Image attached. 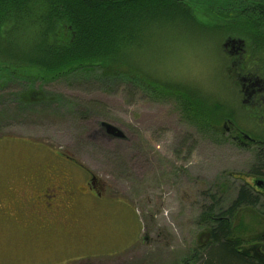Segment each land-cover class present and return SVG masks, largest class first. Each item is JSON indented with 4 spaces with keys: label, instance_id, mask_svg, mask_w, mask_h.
<instances>
[{
    "label": "rangeland",
    "instance_id": "rangeland-1",
    "mask_svg": "<svg viewBox=\"0 0 264 264\" xmlns=\"http://www.w3.org/2000/svg\"><path fill=\"white\" fill-rule=\"evenodd\" d=\"M162 23L149 31L136 63L214 92L224 108L234 109L243 132L263 134L264 117L250 116H264L263 107L243 102L235 86L228 92L221 86L233 79L218 66L224 62L219 34ZM97 75L45 80L33 71H14V63L0 55V264H182L206 237L199 218L209 193L227 208L242 184L255 189V182L264 181L251 175L258 154L264 159V146L244 145L230 123L215 135L201 131L174 99L154 101L125 85L102 84ZM30 88L42 93L37 105L13 103ZM58 154L96 177L101 196L85 189V170L61 160L80 178L74 175L72 193L60 198L77 203L67 232L52 230L47 246L12 226L2 209L11 208L7 195L22 198L27 178L47 177L41 168L52 173ZM52 175L55 180L58 172ZM261 204L242 209L235 221L246 225L241 233L251 240L248 251L264 230Z\"/></svg>",
    "mask_w": 264,
    "mask_h": 264
},
{
    "label": "trees",
    "instance_id": "trees-1",
    "mask_svg": "<svg viewBox=\"0 0 264 264\" xmlns=\"http://www.w3.org/2000/svg\"><path fill=\"white\" fill-rule=\"evenodd\" d=\"M220 6V0L212 2L210 11L215 16L200 18L196 14L205 11L201 6L189 5L187 9L177 0H34L30 4H18L22 14L10 15L9 20L13 19L14 27L1 37V56L14 63V71H33L45 80L77 74L89 77L97 72L102 84L125 85L130 90L143 92L154 101L174 99L185 118L201 131L215 135L216 131L222 130L223 124L230 123L236 127L237 140L243 141L249 136L264 146V132L259 135L243 132L237 124L234 109L224 108V102L214 92L190 82L166 79L157 69L136 63V53L143 50L149 31L162 28L159 25L162 22L165 24L163 28L191 27L205 33L217 32L220 48L225 38H242L251 56L250 61L257 60V64L229 66V58L223 54L220 61L224 62L218 66L220 70L225 68L229 72L225 78L231 76L233 79L232 85L223 81L224 91H234L235 86L244 100L243 78L259 79L264 85V33L251 34L253 25L248 23L241 25L243 32H227L222 36L219 32L226 27H222L218 16ZM188 12L194 16L190 17ZM247 86L245 84L244 88ZM38 93L42 94L30 88L15 95L12 101L21 105L32 102L37 105L40 101ZM229 104H233L232 101ZM250 116L256 118L252 112ZM258 155L251 175L264 177V159ZM208 198L210 202L203 207L199 218L206 237L182 264H264V230L253 240V247L248 251L246 246L251 240L244 241L241 233L246 225L243 220L235 223L242 209L263 206L264 192L242 184L227 208H222L217 193H209Z\"/></svg>",
    "mask_w": 264,
    "mask_h": 264
},
{
    "label": "flooded vegetation",
    "instance_id": "flooded-vegetation-1",
    "mask_svg": "<svg viewBox=\"0 0 264 264\" xmlns=\"http://www.w3.org/2000/svg\"><path fill=\"white\" fill-rule=\"evenodd\" d=\"M33 1L34 0H0V40L5 31H10L14 27L12 24L13 19L9 20L10 15L17 13L22 14L18 8V4H30ZM177 1L187 9H189V5L193 6L196 4L201 6L205 11L197 13V17L209 18L214 14L210 11L211 3L217 0ZM220 2L221 11L218 16L223 24L222 27H226L219 32L222 36L226 35L227 32H243V27L241 25L248 23L253 25L252 30H250L254 32H250L251 34L257 36L259 33H264V28H260L264 25V0H220ZM188 14L190 17L194 16V13L188 12ZM206 29L208 31L211 30L209 28ZM244 30V32L247 31L246 29ZM227 40L228 39L225 38L223 42H226ZM234 44L227 46L223 45V53L225 57L229 58V63L228 60H225V62H227L229 66H254L257 64V60L254 61L251 59L250 61L249 57L251 56L248 55L244 39L241 38L240 41L235 42ZM1 50L2 49L0 48V55H2ZM244 84H246V86L248 85L244 88L248 98L245 99V102L249 103L252 108H255L259 104L264 106L262 101L260 102V96L264 91V85L261 87L258 86L259 84L256 83L254 78H249ZM262 117L259 115L256 116L255 119L262 121ZM246 141L243 140V144L247 146L258 144L255 140L246 139ZM57 158L60 161L62 160L63 162L71 163L70 165H73L82 171L85 170L70 157L58 154ZM60 161L55 163L57 167H54L52 173L46 172V169L44 170V168H41L42 173L48 175L47 177L42 179H39L38 177L34 179L27 178L24 182L26 189L22 198L16 199L7 195L5 200L9 203L11 208L4 206L2 209L5 220L10 222L12 226L13 224L14 226L16 225V228L27 237H33L37 240L34 239L33 241L43 242L47 246L49 245L47 241L52 230L57 232L56 235H61L62 233L67 232L69 218L71 217V214L74 213L77 203L73 198L72 200L69 198L67 201H63L60 198V195H63L64 193L69 195L72 193L73 189L71 184L76 179L74 175L79 177L77 174L78 171L73 170L70 166ZM25 168L26 167H23L22 169ZM45 168L48 167L45 166ZM66 170H68L67 172L69 173H67ZM57 172V179L52 180V174H56ZM85 173L88 175V180L85 182V189L91 194V196L100 198V193L97 192L95 188L97 185L96 177H92V175L86 170ZM59 174L63 175V177H59ZM41 175L44 176L43 174ZM92 178L95 180L93 183ZM67 187H69V189H66ZM255 189L259 192H264V181L261 182L259 188L255 187ZM13 209L16 210L13 211ZM21 221H23L24 224L20 226L19 222Z\"/></svg>",
    "mask_w": 264,
    "mask_h": 264
},
{
    "label": "water",
    "instance_id": "water-1",
    "mask_svg": "<svg viewBox=\"0 0 264 264\" xmlns=\"http://www.w3.org/2000/svg\"><path fill=\"white\" fill-rule=\"evenodd\" d=\"M231 44H234V43L231 42ZM227 45H229V43H226L224 46H227ZM104 127H105L106 131H107L109 134H113V135H115V137H119V138L122 137L121 133H120L117 129H115V128L109 126V125H105ZM94 181H95L94 178H92V183H93ZM258 185L260 186V183H258Z\"/></svg>",
    "mask_w": 264,
    "mask_h": 264
}]
</instances>
